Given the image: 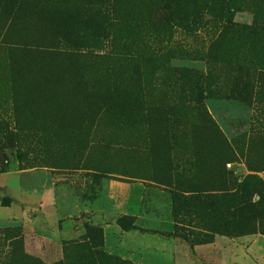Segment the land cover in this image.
<instances>
[{
  "label": "rangeland",
  "instance_id": "1",
  "mask_svg": "<svg viewBox=\"0 0 264 264\" xmlns=\"http://www.w3.org/2000/svg\"><path fill=\"white\" fill-rule=\"evenodd\" d=\"M178 1L0 0V264H264V0Z\"/></svg>",
  "mask_w": 264,
  "mask_h": 264
},
{
  "label": "trees",
  "instance_id": "2",
  "mask_svg": "<svg viewBox=\"0 0 264 264\" xmlns=\"http://www.w3.org/2000/svg\"><path fill=\"white\" fill-rule=\"evenodd\" d=\"M228 1L230 0H217V4L219 5V11H220V14H219L220 19H218V21H222L223 22L222 24L225 27L232 26V25L234 27L236 26V24L232 23L233 21L232 14L225 8L227 6ZM202 6L205 8H208L205 0H179L178 6H177L179 10V13L177 14L178 22L180 24L183 23L184 26H187L190 23L196 24V21L202 18V14H201L203 10ZM184 8H189L192 11H190L186 15L184 14V10H183ZM239 28L242 31H251V33L255 31L253 24L249 26H244V27L239 26ZM239 189L242 192V196L239 198L238 203L235 206L230 205L228 207L229 209L226 211L227 215L220 220L221 228L219 231H216V233L218 234H222L225 224L230 225L232 228L233 224L237 223L239 219H242V218L251 219L254 226H259L261 221L264 222L263 217L261 216V212L264 211V205L260 203L259 206H262V207H260L259 209H256L252 204L248 203V199L251 195L255 193L261 194V192L264 191V189H262V184L255 178L246 177L240 183ZM182 199H185V198L182 197ZM260 199L263 200L261 196H260ZM191 200L196 204H199V203L201 204L202 202V201L200 202L199 198L197 197L191 198ZM191 200L189 201L191 202ZM210 202L211 200L207 198L205 200V203L203 202L202 204H204V206H207V208H210L211 204H213ZM185 203L190 204L188 202H185ZM185 241H188V244H191L190 243L191 241L187 239V237ZM203 242H207V241L203 240Z\"/></svg>",
  "mask_w": 264,
  "mask_h": 264
}]
</instances>
